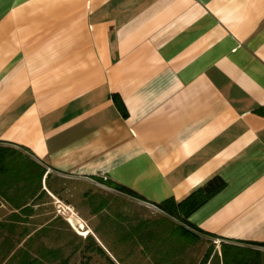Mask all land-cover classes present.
I'll return each instance as SVG.
<instances>
[{"label":"crops","instance_id":"0c3cea01","mask_svg":"<svg viewBox=\"0 0 264 264\" xmlns=\"http://www.w3.org/2000/svg\"><path fill=\"white\" fill-rule=\"evenodd\" d=\"M3 150L0 225L48 226L82 185L156 206L219 177L195 259L264 257V0H0ZM91 198L65 206L106 212Z\"/></svg>","mask_w":264,"mask_h":264},{"label":"rangeland","instance_id":"374dc122","mask_svg":"<svg viewBox=\"0 0 264 264\" xmlns=\"http://www.w3.org/2000/svg\"><path fill=\"white\" fill-rule=\"evenodd\" d=\"M100 183L101 187L91 189L79 186L73 193L66 194L67 199L65 196L59 197V201L55 198V203L42 212L41 218L51 220L48 226L14 225L13 228L6 226L0 229V264H164L162 257L167 255L164 251L174 249L177 263L187 264L191 258H199L208 246V242L199 244L190 242V239L178 246L174 244L176 237L165 240L163 234H154L152 238L158 245V257H154L152 253L156 252V247L149 243V236L145 234L147 225L142 226L141 222L151 224L158 219L161 221L163 213L156 206L136 200L115 199L104 182ZM92 192L94 195H91ZM89 194L107 203L106 212L91 217L88 211L89 217L80 216L81 220L77 211L66 207L65 203L84 206L88 202H84L83 198ZM113 199L116 201L111 204ZM113 204L117 205L116 208ZM162 222L157 224L163 225ZM25 231L31 232L30 238L23 237ZM87 236L93 239H87ZM214 245L212 249L216 250Z\"/></svg>","mask_w":264,"mask_h":264},{"label":"trees","instance_id":"16d2710c","mask_svg":"<svg viewBox=\"0 0 264 264\" xmlns=\"http://www.w3.org/2000/svg\"><path fill=\"white\" fill-rule=\"evenodd\" d=\"M2 155L10 156V153L5 150L0 151V162L1 158L3 157ZM41 174L42 172H39V177L41 176ZM224 187L225 182L219 177H215L211 179L203 188L192 192L180 202H176L174 199L170 198L156 204V207L165 215H163V220L159 221L158 219L151 224L147 222H141L142 226L147 225L145 234H148L149 236V243H152V245L156 247L154 249L156 250V252L152 253V255L154 257H158V245H156L157 241L153 240L154 234H156V236L158 234H163L165 240L170 237H176L177 239L174 244H177L178 246H181V243L184 241H188V239H190V242L195 241L196 234L193 232L194 228L188 223L187 218L193 211L199 208L205 201L222 190ZM116 189L119 191L131 193L133 197H140L137 194L130 192V190L124 188L123 186L118 185L116 186ZM170 218H173L180 223H174ZM161 222L163 225L157 224ZM152 224L153 226L150 227ZM6 226H11L12 228L14 227V225H7V223L5 222V224L0 225V229L3 230L4 228H6ZM30 233V231H25L23 237L28 236V238H30L32 235H30ZM86 238L93 239L92 236H87ZM149 243L147 244L148 246ZM259 245L264 246V243ZM210 251L211 250H209V252ZM164 252L165 254H167L164 255V257L161 256L165 259L164 264H182L177 263L176 261L178 256L176 255L175 249L173 251L166 250ZM209 252H207L198 262L196 259L191 258V260L187 264H206L209 257ZM221 262L222 264H264V258H262V252L257 249L247 247L245 248L237 245H221Z\"/></svg>","mask_w":264,"mask_h":264}]
</instances>
